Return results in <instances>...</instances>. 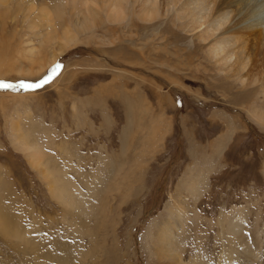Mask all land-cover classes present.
<instances>
[{
	"label": "rangeland",
	"instance_id": "obj_1",
	"mask_svg": "<svg viewBox=\"0 0 264 264\" xmlns=\"http://www.w3.org/2000/svg\"><path fill=\"white\" fill-rule=\"evenodd\" d=\"M97 1L0 0V81L52 73L0 89V205L21 229L0 226V264H157L147 239L177 204L200 220L184 256L216 264L234 247L251 264L248 242L264 264V59L222 67L175 0L118 16ZM36 144L81 200L52 191Z\"/></svg>",
	"mask_w": 264,
	"mask_h": 264
},
{
	"label": "bare ground",
	"instance_id": "obj_2",
	"mask_svg": "<svg viewBox=\"0 0 264 264\" xmlns=\"http://www.w3.org/2000/svg\"><path fill=\"white\" fill-rule=\"evenodd\" d=\"M84 1L86 2V0ZM158 1L104 0L101 2V8L105 9L107 13L112 16L123 15L127 8L137 9L138 7V10H141V13L144 14L147 13V10L149 12V9L146 10L149 4L152 6V8L150 7L152 10L157 11L158 6L155 4H157L156 2ZM175 1L176 4H180V9L184 11L182 18L187 20L186 26L189 30L193 32L195 30L202 31L199 35L201 38L200 40L203 41V44H205L204 47L207 49L208 56L212 60H215L221 65L223 64L225 66H229L228 64H230L231 66H234L235 64H238L240 67L244 68L246 61L249 59L252 60L251 58L253 56L257 60L264 59V0ZM97 2L95 3L98 4ZM88 13L94 17L98 16V12L93 9H89ZM73 23H75L77 27H87L88 21L87 18L83 21L74 19ZM253 38H255L256 41H253ZM249 40L253 42H250ZM259 115V117H261L260 119L263 120L264 114L259 113ZM23 137L27 138L25 134ZM28 146L30 147L31 144ZM32 147L33 152L29 157L30 161L35 164L36 167L39 166V168L44 167L48 169L43 170V174H54L55 179L49 184L52 191L59 194L62 198H69L73 202H77V197L81 200L78 196L79 194L76 195L80 192V190L77 188V191H74V189L71 188L70 181L62 177L63 175H60V168H56L57 166L52 167L50 162L45 158V153L39 149L37 144ZM197 183L198 181L193 179L192 183L190 182L188 187L195 198L198 197L197 193H199ZM80 202L81 201H79V203ZM67 203H69V201ZM70 203L72 204V202ZM2 208L4 207L0 205V226L10 235L19 237V231H21V229H11V226L5 220L6 216L3 215L4 212ZM168 214L167 220L159 224L160 226L158 225L159 227L155 229V232L151 233V237H148L150 239H147L150 240L149 243L152 245L153 252L156 255L157 264H208L203 262L201 251L200 255L195 252H191L193 255L188 257L184 256L187 230L190 226H197L200 221L198 219L199 213L197 214V212H195V217L193 219H189L190 217H188L185 210L177 204L168 208ZM239 214L238 218H221V220L223 219V221L225 220L227 222L226 223L224 221L228 225L227 232H225L228 234L227 237L230 242H232L231 239H235V237H238V239L241 240L244 238L242 231L244 225L240 219L243 214ZM190 221L193 222V225L190 224ZM181 231L182 233H179ZM22 234L25 236L24 233ZM24 236L22 238H24ZM241 244H243L242 248H244L245 254L247 253L249 257H252L251 264L257 263V260L260 259V253L258 252L262 249V246L259 244L258 247H253L255 245L252 246V244H248V242L247 244L246 242H241ZM232 248L233 251L231 249L230 251L223 253L222 259L216 264H238L240 261L237 258L235 259V256H238L237 252L239 250L234 253L235 248ZM223 250L226 251V249ZM254 250H257V255L256 251L253 252Z\"/></svg>",
	"mask_w": 264,
	"mask_h": 264
},
{
	"label": "snow or ice",
	"instance_id": "obj_3",
	"mask_svg": "<svg viewBox=\"0 0 264 264\" xmlns=\"http://www.w3.org/2000/svg\"><path fill=\"white\" fill-rule=\"evenodd\" d=\"M56 67H60V65H57ZM47 83H49V78L47 76L44 79H41L35 83L21 81L18 84H15L10 82L0 81V89L15 90L17 87H19L21 90L30 91V90L39 89Z\"/></svg>",
	"mask_w": 264,
	"mask_h": 264
},
{
	"label": "water",
	"instance_id": "obj_4",
	"mask_svg": "<svg viewBox=\"0 0 264 264\" xmlns=\"http://www.w3.org/2000/svg\"><path fill=\"white\" fill-rule=\"evenodd\" d=\"M54 70H55V69H54ZM50 75H52V73L46 75V76L49 78V80H50ZM46 76H45V77H46ZM45 77H44V78H45ZM44 78H43V79H44Z\"/></svg>",
	"mask_w": 264,
	"mask_h": 264
}]
</instances>
